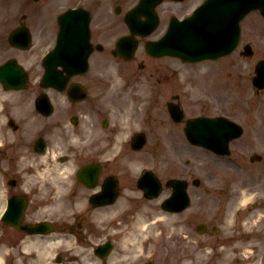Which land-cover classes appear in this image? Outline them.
Listing matches in <instances>:
<instances>
[{
  "label": "rangeland",
  "instance_id": "rangeland-1",
  "mask_svg": "<svg viewBox=\"0 0 264 264\" xmlns=\"http://www.w3.org/2000/svg\"><path fill=\"white\" fill-rule=\"evenodd\" d=\"M261 132H262V135L264 137V128H262ZM260 177H262V176H259V177L255 178L254 180H250V182L251 183H256ZM248 178H250V177H248Z\"/></svg>",
  "mask_w": 264,
  "mask_h": 264
}]
</instances>
